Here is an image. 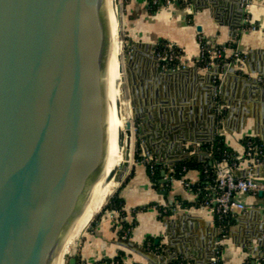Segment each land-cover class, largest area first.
Segmentation results:
<instances>
[{"label": "crops", "instance_id": "1", "mask_svg": "<svg viewBox=\"0 0 264 264\" xmlns=\"http://www.w3.org/2000/svg\"><path fill=\"white\" fill-rule=\"evenodd\" d=\"M194 6L198 9L192 12L174 2L152 13L148 0H128L126 5L128 35L137 45L130 54L138 116L136 149L150 151L167 165L191 157L199 164L209 163L208 148L218 135L238 155L245 153L246 137H256L264 144V0H193ZM245 6L250 9L249 22L234 35L233 25L241 20ZM198 24L203 27L201 32L196 29ZM201 38L230 46L219 60L229 64L221 68L195 64ZM161 41L173 42L183 50L190 59L187 68L160 70L154 48ZM233 48L240 51L237 59L231 58ZM232 62L236 63L234 71L227 72ZM187 145L194 146L195 154H189ZM258 166L261 169L255 175L264 179V161ZM248 169L249 161L242 160L235 173L243 177ZM200 176L196 168L183 175L193 183ZM118 191L125 214L120 220L115 219L117 213L112 217L111 210L98 215L79 245L82 264L117 256L125 264H158L157 257L148 255L156 254V248L185 264H215L217 254V264H258L263 258L264 197L258 193L237 194L246 208L233 215L226 245L216 254V218L196 206L195 196L179 180L164 184L161 179L157 186L147 166L135 161ZM165 204L175 210L163 216L157 205ZM124 221L132 225L126 239L121 236Z\"/></svg>", "mask_w": 264, "mask_h": 264}, {"label": "water", "instance_id": "2", "mask_svg": "<svg viewBox=\"0 0 264 264\" xmlns=\"http://www.w3.org/2000/svg\"><path fill=\"white\" fill-rule=\"evenodd\" d=\"M247 12L243 7L234 35L247 24ZM136 46L132 43L133 50ZM111 52L107 0H0V264H53L83 214L107 155ZM126 60L133 117L123 136L126 161L116 191L131 172L138 137L133 58ZM131 150L133 163L122 178ZM209 158L216 164L214 152ZM165 174L162 170L163 183ZM255 182L263 186L258 191L263 198L264 179ZM77 252L67 264H77ZM150 254L158 264L174 260L165 252Z\"/></svg>", "mask_w": 264, "mask_h": 264}, {"label": "built area", "instance_id": "3", "mask_svg": "<svg viewBox=\"0 0 264 264\" xmlns=\"http://www.w3.org/2000/svg\"><path fill=\"white\" fill-rule=\"evenodd\" d=\"M151 7H167L171 6L174 2L179 0H148ZM186 1V8L191 9L193 0ZM248 1V0H247ZM247 20V18H246ZM249 22V20H247ZM252 30H256L255 26L251 27ZM201 40V49L199 56L195 61V64L212 68L214 66L225 67L227 63H221L219 60L225 58V55L230 46H218L209 41ZM231 49V48H230ZM154 54L157 58V63L162 72H168L171 70H182L187 68L190 59H186L183 50L173 42H159L155 45ZM231 58L237 59L240 57V51L232 49ZM214 145V144H213ZM189 154H195L194 146L187 145ZM209 151L214 152L212 146L208 148ZM138 158L135 161L141 162L147 166L150 176L154 177L160 165L162 170L166 171L164 184H169L173 180H179L180 183L186 187L194 196L195 204L198 207L206 208L212 212L217 222V237L215 241L216 254L219 253L226 245L229 238L230 226L233 215L236 212L242 211L246 208V205L237 199L238 193H258L259 189L263 186L255 182V167L262 164L264 161V144L257 143L252 139L247 141V149L242 155L233 154L228 150L223 152L221 160L216 159V164H205V172H208L207 165L212 168L216 177L214 180L205 178V180H199L195 183L186 180L183 175H177L175 172V164L167 165L163 163L156 155L150 151L141 148L135 150V155ZM249 161V169L247 174L243 177L236 175L235 171L238 168L240 161ZM163 179V177H162ZM164 211L168 209L174 211L175 209L169 205H163ZM112 217L114 213H117L116 220H120L123 213L119 210H111ZM131 231V228H122V238L126 239ZM161 250L156 248V255L161 254ZM218 254L214 258V263L217 264ZM264 261V257L262 258ZM77 264H82L80 260ZM95 264H125L123 258H105L98 259Z\"/></svg>", "mask_w": 264, "mask_h": 264}, {"label": "bare ground", "instance_id": "4", "mask_svg": "<svg viewBox=\"0 0 264 264\" xmlns=\"http://www.w3.org/2000/svg\"><path fill=\"white\" fill-rule=\"evenodd\" d=\"M107 2L112 52L107 69V106L110 133L106 160L83 214L65 238L53 264H62L66 254L69 257L78 251L84 232L92 223L95 216L101 211L102 207L116 192L122 181L118 178V173L126 161V147L123 143V136L126 131L127 122L132 120L133 112L130 103V90L126 80L128 65L122 52L125 19L120 11L116 9V2L118 0H107ZM122 66L123 69H121ZM129 162L130 167L126 171H123L122 178H125L129 174L133 163V150H131Z\"/></svg>", "mask_w": 264, "mask_h": 264}, {"label": "trees", "instance_id": "5", "mask_svg": "<svg viewBox=\"0 0 264 264\" xmlns=\"http://www.w3.org/2000/svg\"><path fill=\"white\" fill-rule=\"evenodd\" d=\"M177 3L183 8L186 7V5H187L186 1H184V0H179V1H177ZM149 9H150V11L152 13H156L160 9V7H157V6L151 7L149 5ZM161 42H164V41H161ZM248 139H252V140H254L257 143H262L256 137H246L243 140V144H244L245 149H247V141H248ZM225 150H228L229 152H231L233 154H236L230 147H228L225 144L224 137L221 136V135H218L217 139H216V142L214 144L215 158L217 160H221L222 157H223V152ZM136 158H138L137 154H136ZM191 168H196V169H199L201 171L200 180H205V178H208L210 180H214L215 177H216V173H215V171L212 168H210L207 165L208 172H205V165L204 164H199L194 157L188 158V159H186L184 161H180V162L176 163L175 167H174L176 174L180 175V176L184 175L187 172V170H189ZM161 173H162V165L159 166V168H158V170L156 172V175L154 177L151 176L152 180L156 183L157 186L160 185V181L162 179ZM118 195H119V191H117V193L110 199L109 203L104 207L103 211L116 209V210L121 211L123 214H125L124 213L125 210H124L123 200ZM157 206L159 207V209H160V211H161L163 216L170 215V213L172 212L171 209H168L165 212L163 205H157ZM124 224H125V226L123 228H132V225H130V223L124 221ZM115 258H122V257L121 256H117ZM78 260H80L79 257H78ZM171 264H185V262H183L180 259H177V260L173 261ZM258 264H264L263 259H261V261Z\"/></svg>", "mask_w": 264, "mask_h": 264}, {"label": "rangeland", "instance_id": "6", "mask_svg": "<svg viewBox=\"0 0 264 264\" xmlns=\"http://www.w3.org/2000/svg\"><path fill=\"white\" fill-rule=\"evenodd\" d=\"M127 2H128V0H121V6L122 7H124V8H122L121 9V11H120V13L122 14V16L124 17V22H125V30H124V43H123V48H122V52H123V54L126 56V57H128V56H130V54L132 53V51H133V47H132V43H134V42H132V40L129 38V36H128V19H127V15H126V5H127ZM252 6V5H251ZM254 7H255V5H254ZM116 9L117 10H119L118 9V2H116ZM252 9V8H251ZM250 10V9H249ZM125 57V58H126ZM216 84H217V90H218V81L216 82ZM136 160V155L134 156V161ZM117 193V191L112 195V197L115 195ZM111 197V198H112ZM110 198V199H111ZM110 199L108 200V202L102 207V209H101V211L95 216V218H94V220L92 221V223L89 225V227L87 228V230L89 229V228H91V226L93 225V223H94V221H96V219H97V217H98V215L103 211V209H104V207L109 203V201H110ZM86 230V231H87ZM86 233V232H85ZM82 239H83V237H82ZM82 239H81V241H82ZM79 249H80V246H79V248H78V252H77V258H78V254H79ZM68 263V257H67V254L64 256V258H63V261H62V264H67Z\"/></svg>", "mask_w": 264, "mask_h": 264}]
</instances>
